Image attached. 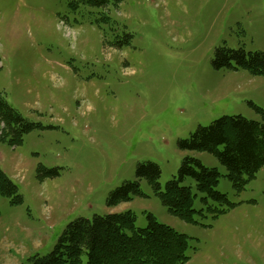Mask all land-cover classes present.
<instances>
[{"label": "rangeland", "instance_id": "rangeland-1", "mask_svg": "<svg viewBox=\"0 0 264 264\" xmlns=\"http://www.w3.org/2000/svg\"><path fill=\"white\" fill-rule=\"evenodd\" d=\"M222 46L264 52V0H0V99L25 120L20 141L0 123L15 186L0 192V264L47 254L77 217L124 210L186 234L184 264H264V165L236 186L214 154L179 146L223 115L263 120L264 76L217 68ZM186 156L217 169L222 194L185 176L191 221L136 175L156 163L164 190ZM136 179L141 194L107 205Z\"/></svg>", "mask_w": 264, "mask_h": 264}, {"label": "trees", "instance_id": "trees-1", "mask_svg": "<svg viewBox=\"0 0 264 264\" xmlns=\"http://www.w3.org/2000/svg\"><path fill=\"white\" fill-rule=\"evenodd\" d=\"M90 1L99 5L106 2ZM231 61L235 68L264 76L263 51L224 46L216 49L213 63L217 68L231 66ZM1 122L16 136L15 141L21 140L24 117L0 99ZM27 125L30 127L33 123ZM179 146L214 154L226 167L229 179L241 186L244 176L253 178L264 165V114L261 121L240 114L220 116L206 126H198L189 137L179 141ZM136 175L139 179L145 177L168 210L186 221L193 219L195 209L191 188L180 184L185 176H192L200 191L222 196L214 190L219 178L217 169L203 166L194 157L183 158L178 177L169 179L164 190H161L160 168L156 163L138 164ZM14 190L15 186L0 169V192ZM132 194H141L138 179L117 186L108 196L107 205L113 207L126 202ZM147 218V226L140 228L135 226V214L131 210L94 214L91 219L77 217L66 225L50 252L28 257V264H184L189 258L185 252L187 235L158 222L151 213Z\"/></svg>", "mask_w": 264, "mask_h": 264}]
</instances>
